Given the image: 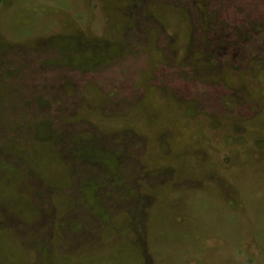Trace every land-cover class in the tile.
Returning a JSON list of instances; mask_svg holds the SVG:
<instances>
[{
    "label": "rangeland",
    "instance_id": "1",
    "mask_svg": "<svg viewBox=\"0 0 264 264\" xmlns=\"http://www.w3.org/2000/svg\"><path fill=\"white\" fill-rule=\"evenodd\" d=\"M0 264H264V0H0Z\"/></svg>",
    "mask_w": 264,
    "mask_h": 264
},
{
    "label": "bare ground",
    "instance_id": "2",
    "mask_svg": "<svg viewBox=\"0 0 264 264\" xmlns=\"http://www.w3.org/2000/svg\"><path fill=\"white\" fill-rule=\"evenodd\" d=\"M190 10V9H189ZM188 10V12H189V14L191 15V13H190V11ZM148 21H150V17H149V14H145V19L144 20H142L141 22H148ZM193 23V22H192ZM253 25H255V24H258L259 22H251ZM143 27H145V26H142V28ZM141 29V28H140ZM134 30L135 32H134V34H132V36H134L133 38H136V37H138V36H140L141 35V31H142V29L141 30ZM210 29H214V28H210ZM128 29H126L125 31H124V34H129V31H127ZM257 30H258V32L257 33H254V34H251V35H253V37H257L258 35H259V32L261 33V30H262V26L260 25L259 26V28H257ZM127 35H125V38L123 37V39L124 40H126V41H129V37L127 36ZM130 35V34H129ZM162 35V37H163V34H161ZM141 37V36H140ZM257 40V39H256ZM123 43L124 42H121L120 43V47H122L123 46ZM206 43L207 44H209V41L207 40L206 41ZM128 44H132V42H129ZM191 45V44H190ZM201 46L203 47L204 46V43L202 42L201 43ZM166 49H168V47H166ZM235 72V71H234ZM193 93H195V94H198L197 95V97H196V100H195V103H194V106H197L198 107V110L200 111L202 108H205L204 106L206 105V104H208V103H210V95H211V92H210V88L209 89H202V87H199L197 90H196V92H190V93H186V94H193ZM185 96H188V95H185ZM178 99H180V98H178ZM180 100H182V101H185L184 99H180ZM193 103V102H192ZM216 103L218 104V101H216ZM241 103V101L240 100H238V101H236L235 103H233V106L232 107H230V105H229V107H227V108H225L226 106L224 105V104H222V98L219 100V104H221V106L224 108V109H230V110H233L232 111V114H236L235 113V108H237L238 106H239V104ZM206 109V113L207 114H210V108H205ZM216 110L217 108H212V110ZM217 113H219L218 111H216Z\"/></svg>",
    "mask_w": 264,
    "mask_h": 264
}]
</instances>
